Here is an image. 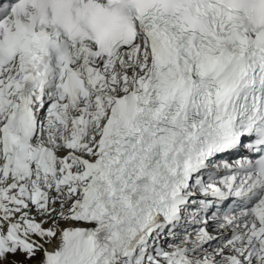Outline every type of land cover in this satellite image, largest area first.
<instances>
[{"label": "snow or ice", "instance_id": "6c2138e0", "mask_svg": "<svg viewBox=\"0 0 264 264\" xmlns=\"http://www.w3.org/2000/svg\"><path fill=\"white\" fill-rule=\"evenodd\" d=\"M17 256L264 264V0H0Z\"/></svg>", "mask_w": 264, "mask_h": 264}, {"label": "rangeland", "instance_id": "374dc122", "mask_svg": "<svg viewBox=\"0 0 264 264\" xmlns=\"http://www.w3.org/2000/svg\"><path fill=\"white\" fill-rule=\"evenodd\" d=\"M15 259L24 261V264H33L32 261H27L23 256H17Z\"/></svg>", "mask_w": 264, "mask_h": 264}]
</instances>
